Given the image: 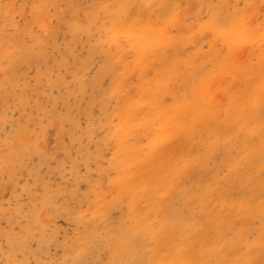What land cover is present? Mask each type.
Listing matches in <instances>:
<instances>
[{
    "label": "rangeland",
    "instance_id": "1",
    "mask_svg": "<svg viewBox=\"0 0 264 264\" xmlns=\"http://www.w3.org/2000/svg\"><path fill=\"white\" fill-rule=\"evenodd\" d=\"M157 1L0 0V264H152L158 258L153 232L160 227V213L153 204L160 196L124 192L120 167L126 160V170H136L133 158L146 157L154 141L169 149L167 155L173 152L178 143L172 137L162 140V114L154 117L148 100L157 97L163 109H170L191 97L202 75L229 55L210 25L229 30L234 16L245 14L249 22L244 20L263 33L264 0H172L179 7L177 18L167 13L175 3ZM149 16L162 24L166 45L149 55L145 68L136 65L134 34L114 31L118 23ZM259 47L263 41L243 44L232 53L240 68L214 80L212 97L222 109L253 74L243 68H260ZM241 54L252 62H244ZM178 64H183L180 73ZM165 77L173 83L168 80L167 89L160 90L157 83ZM140 87L148 93L145 98ZM128 102H133L130 111ZM219 118L228 116L223 112ZM201 121H196L194 142L200 140ZM229 131L244 138L243 130ZM239 144L236 139L220 144L209 159L220 188L234 197L240 190L228 180L226 160L243 155ZM171 201L184 214L194 207V222L202 227L198 242L207 243L215 228L198 204L189 205L182 196ZM146 215L150 234L137 225ZM225 221V239L237 242L241 236L242 246L264 234V209ZM209 261L224 264L221 256Z\"/></svg>",
    "mask_w": 264,
    "mask_h": 264
},
{
    "label": "bare ground",
    "instance_id": "2",
    "mask_svg": "<svg viewBox=\"0 0 264 264\" xmlns=\"http://www.w3.org/2000/svg\"><path fill=\"white\" fill-rule=\"evenodd\" d=\"M158 1L157 3L167 6L170 2L171 4L175 3L172 0H166L167 3H163L164 0H160L163 1L162 3ZM167 6H164L165 9H167ZM164 7L162 6L161 10H163ZM177 7L175 3L167 12L172 15V18L176 15L178 16L179 10L176 12ZM244 13L245 12H243V14ZM237 14L234 16L235 20L234 18L232 19V27L229 30L222 29L217 23L210 25V27L212 26L213 28L212 33L215 32L217 36L225 40L227 46L224 45L226 48L228 47L229 55L223 61L219 59V61L216 60L214 69L209 72L206 71L202 75L191 97L187 98L184 103H179L176 106H172L170 109H163L157 97L148 100V103L154 110V117H158L162 114L163 121L160 123L164 131L162 140L166 139V137H172L171 139L174 141V144L175 140L178 143L177 146L175 144V148L173 147V152L167 155L166 151L169 149L166 148V146L162 147L157 141H154L146 157L133 158L134 164L137 166L136 170L133 171L131 168L130 170H126V160L123 161L122 167H120L119 184L124 192L134 195L160 196L159 201L156 202L155 205L153 204V208L159 209L160 227L153 232L154 241L156 242L155 255H158V258L152 264H208V262H210L209 260L219 256L224 259V264L264 263L262 257L264 256V234L258 237L259 240L257 242L247 243L245 246H242L241 236L236 242L225 239L222 233L224 224L227 222L225 219H240L250 212L251 215L257 216L261 210L264 209V47H259L261 51L260 68H258V66V69H254V67L243 68V70L247 69L246 74L249 75L250 72H253V74L247 78L246 86L242 87L241 93L232 98L229 108L222 109L221 104L212 97L214 85L216 86V83L213 85V82L216 77L219 79V76H225V73L236 69L238 70L241 66L240 60L234 58L232 53L239 50V47L246 43L259 44L261 41L264 43V32L258 34V32L248 24V17L245 14L241 16ZM177 16L175 18H177ZM245 16L248 22L244 20ZM151 17H146L148 20L139 19L136 22L125 21L124 26L118 23L114 31L118 34H130V36L134 34V47L136 48V46H139V48H137L138 59L136 65L144 66L145 68L148 66L149 59H151L149 55L156 49H159L158 52H161L162 46L166 45V32L164 28L160 29L163 27L161 26L162 24L160 22V24H157L158 22L154 23L155 21L153 20L150 21V19H152ZM223 18L227 17L224 16ZM168 19L167 21H169ZM171 20L173 19H170V22H172ZM177 21L178 20H176V23ZM219 23H221V21H219ZM139 24L140 26H138ZM169 39L171 38H168V40ZM214 50L215 48L212 51ZM242 52L244 51H240V53ZM254 52L255 51H253L252 56H255ZM179 53L184 54L185 52L181 50L177 52V56ZM180 54L179 59L182 60V54ZM244 54L247 55L246 53ZM168 55L170 56L169 53ZM241 55H239V58L241 57L244 62H247L246 59L248 60V58L245 59L246 56L244 57L243 54ZM172 56L174 55L170 56L171 60H173ZM170 58L168 59L170 60ZM189 59L191 60L192 58L189 56ZM258 59L260 58L258 57ZM170 61L168 62L170 63ZM180 62L182 63V61ZM249 62L252 61H248L247 63ZM155 63L157 62L155 61ZM183 64L177 65V67L180 65L178 69H176L179 70V73L180 70L182 71L181 66L183 67ZM196 65H198V63ZM167 66L169 67L170 65ZM186 66L188 65L186 64ZM185 72L187 71L185 70ZM164 73L167 76L169 72L165 71ZM244 76L245 75H243V77ZM173 77L174 76H171V79ZM171 79L165 77L159 81L156 79L155 82L158 81L157 85H159L160 90L162 87L167 89L168 80L173 83ZM177 79L179 80L180 78ZM184 82H187V80ZM217 87H215V92ZM219 87L218 88L221 89L220 85ZM140 89L142 90V97L145 98L148 94L147 91L142 87H140ZM218 92L220 93L222 91L219 90L216 93ZM220 95L222 98L224 97L222 93ZM168 96L166 95V98ZM166 98H164L165 101ZM223 99H226V95ZM127 106L129 107L127 109L130 111V106L133 107V102H128ZM223 112L228 116L227 119L219 118ZM197 120H202L201 123L203 124V128L199 130L201 135L200 140L197 141L199 144L194 142V138L192 137L194 133L196 134V132H198L196 129L200 122L197 125ZM232 127L237 130H243L244 138L231 135L229 130ZM128 131L129 130H126L125 133ZM233 139L239 141V145L243 150V155L239 158L226 160V164L230 167V173L227 176L229 182L239 188L240 192L238 197H234L231 190L220 188L218 180L219 173L216 167L212 168L210 166L212 163L209 164V159L215 154L217 147L220 146V144H227L228 141H232ZM199 145H202L204 148L203 151L200 149ZM187 179H190L189 186L185 184ZM209 179H212V181L210 182ZM104 181L106 182V177H104ZM105 182L103 184H105ZM213 192H217L218 196L213 197ZM176 196L185 197L189 205L198 204L201 208L202 217L207 218L213 229L215 228V234L207 243L200 244L198 242L200 241L199 235L202 233L198 229L201 230L202 227L194 222V207L184 214L179 207L174 206L171 201ZM224 212L228 213L225 214ZM144 218H146V221L143 222L144 224L137 223L140 228L139 232L150 234L152 233V221L150 225L148 215L144 216ZM194 244H198L199 247L194 246ZM15 247L14 249H16ZM239 248L241 251H239ZM227 253L231 255L228 258H226ZM81 263L83 262L81 261Z\"/></svg>",
    "mask_w": 264,
    "mask_h": 264
}]
</instances>
